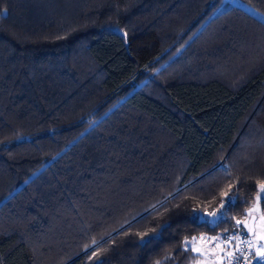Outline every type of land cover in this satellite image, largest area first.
Masks as SVG:
<instances>
[{
  "label": "trees",
  "instance_id": "trees-1",
  "mask_svg": "<svg viewBox=\"0 0 264 264\" xmlns=\"http://www.w3.org/2000/svg\"><path fill=\"white\" fill-rule=\"evenodd\" d=\"M223 2L0 0V264H196L245 225L264 0Z\"/></svg>",
  "mask_w": 264,
  "mask_h": 264
},
{
  "label": "rangeland",
  "instance_id": "rangeland-1",
  "mask_svg": "<svg viewBox=\"0 0 264 264\" xmlns=\"http://www.w3.org/2000/svg\"><path fill=\"white\" fill-rule=\"evenodd\" d=\"M231 2H235V0H224L222 5L216 11L225 9ZM247 8L256 16L264 19V14L260 13L258 10L252 7ZM254 207L258 208V210L253 212L256 214L257 217L255 221V231L253 236L251 237L253 242L256 243L257 249L260 245H264V238H261L264 237V220L261 219L263 215L260 213L257 203L254 204L252 208ZM247 221L248 219L244 221V224H247ZM245 228L248 229V224ZM212 238L209 241H207L206 239H201L195 242L194 248L200 249L199 252L202 256L200 261L196 264H225V254L224 251H221L224 246L222 245L221 241H216ZM218 244L220 245V247H217Z\"/></svg>",
  "mask_w": 264,
  "mask_h": 264
},
{
  "label": "snow or ice",
  "instance_id": "snow-or-ice-1",
  "mask_svg": "<svg viewBox=\"0 0 264 264\" xmlns=\"http://www.w3.org/2000/svg\"><path fill=\"white\" fill-rule=\"evenodd\" d=\"M229 188H231V185H229ZM223 195L227 198V200H226V201H221V208H222V209L226 208L227 205H228V204H231L232 201L235 199L234 197L229 196V194H228L227 191L224 192ZM262 198H264V183H261V184L259 185V190H258V193H257V205L259 204V201H260ZM257 210H258V208H256V207L251 208V209H249L248 214L251 215L252 212L257 211ZM208 215H210V216H212V217H214V218H216V219H219V218L222 217L223 213L221 212V213L218 214L217 212H212V213H209ZM261 219L264 220V216H262ZM241 223H242V221H240V220H237V221H236L237 226L240 225ZM245 227H247V224H246V223H245ZM249 231H251V229H249ZM242 235H243L242 233H240L239 236H237L236 234H233V236H230V237L224 239V240L221 241V242H222V243H226V244H231V243H232V239H233L234 237L237 238V239H239L240 236H242ZM261 238H264V237H261ZM195 239H196V238L193 237V238H192V242H194ZM201 239H204V238L201 237ZM212 239H213V240H220L221 238H220V237H213ZM241 242H242V243H247V244H249L250 246H251V243H252V242L249 241V240H242ZM92 243H93V244H96V241L93 240ZM189 245H190V242L186 239V240L184 241V251H188V250H189ZM89 247H90V246H88V245L85 246L86 251H87V249H88ZM217 247H220V245L218 244ZM236 249H237V251L240 252L241 255H246V254L243 252V250L240 248V245H239V244L236 245ZM191 250H192V251H196V252H199V251H200V249H198V248H192ZM221 251H223V249H221ZM93 255L95 256L96 253L93 252ZM227 255L231 257V256H233V253H227ZM257 256L261 258L260 260H257V264H264V245H260V246L257 248Z\"/></svg>",
  "mask_w": 264,
  "mask_h": 264
},
{
  "label": "built area",
  "instance_id": "built-area-1",
  "mask_svg": "<svg viewBox=\"0 0 264 264\" xmlns=\"http://www.w3.org/2000/svg\"><path fill=\"white\" fill-rule=\"evenodd\" d=\"M242 233L239 239L233 238L231 244L222 243L224 246L223 251L225 254V264H255V251H254V243L252 237L249 235L248 229L245 228V225L234 223V233L237 236ZM233 234L231 236H233ZM230 237V236H229ZM242 240L251 241V246L247 243H242ZM239 244L240 248L246 255H241L239 251L236 249V245ZM227 253H233V256H228Z\"/></svg>",
  "mask_w": 264,
  "mask_h": 264
},
{
  "label": "water",
  "instance_id": "water-1",
  "mask_svg": "<svg viewBox=\"0 0 264 264\" xmlns=\"http://www.w3.org/2000/svg\"><path fill=\"white\" fill-rule=\"evenodd\" d=\"M205 216H208V213L205 214ZM256 214L255 213H252L249 218H248V221H247V224H248V232H249V235L250 236H253L254 234V231H255V221H256ZM204 219V218H202ZM212 220H215L216 218L214 217H211ZM249 229H251V231H249ZM256 259H258V256H257V253H256V256H255Z\"/></svg>",
  "mask_w": 264,
  "mask_h": 264
}]
</instances>
